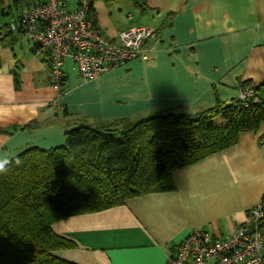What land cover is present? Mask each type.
Instances as JSON below:
<instances>
[{
  "label": "crops",
  "instance_id": "crops-1",
  "mask_svg": "<svg viewBox=\"0 0 264 264\" xmlns=\"http://www.w3.org/2000/svg\"><path fill=\"white\" fill-rule=\"evenodd\" d=\"M62 1L69 9L78 4ZM144 3L145 11L130 0H93L92 12L109 39L133 26L159 30L151 61H130L91 82L67 62L61 95L45 56L15 32L0 36V158L60 146L79 125L195 114L231 103L248 87L264 100V0ZM263 132L241 133L235 145L174 171L172 191L55 222L53 233L71 244L55 255L75 264H167L193 230L230 235L264 194Z\"/></svg>",
  "mask_w": 264,
  "mask_h": 264
},
{
  "label": "trees",
  "instance_id": "trees-1",
  "mask_svg": "<svg viewBox=\"0 0 264 264\" xmlns=\"http://www.w3.org/2000/svg\"><path fill=\"white\" fill-rule=\"evenodd\" d=\"M130 1L147 9L144 0ZM44 2L0 0V36L6 39L14 32L20 36L19 28L13 31L11 24ZM255 96L246 103H216L195 114L157 112L137 120L79 125L65 132L60 146L22 149L0 172V264H75L55 255L71 248L53 233L55 222L174 190V171L221 152L235 145L239 134H257L264 126V100ZM259 140L264 144V132ZM260 204L259 229L264 237V194Z\"/></svg>",
  "mask_w": 264,
  "mask_h": 264
},
{
  "label": "built area",
  "instance_id": "built-area-1",
  "mask_svg": "<svg viewBox=\"0 0 264 264\" xmlns=\"http://www.w3.org/2000/svg\"><path fill=\"white\" fill-rule=\"evenodd\" d=\"M92 4L93 0H78L77 7L69 9L62 0H45L11 24L13 31L19 28L37 55L45 56L50 84L59 95L66 77L65 63L73 64L82 82H91L131 60L150 62L154 44L159 42V30L144 26L126 28L113 39L105 37L95 29ZM254 94L248 87L236 100L246 103ZM262 218L259 203L248 209L245 221L228 236L193 230L174 247L167 264H264Z\"/></svg>",
  "mask_w": 264,
  "mask_h": 264
},
{
  "label": "clouds",
  "instance_id": "clouds-1",
  "mask_svg": "<svg viewBox=\"0 0 264 264\" xmlns=\"http://www.w3.org/2000/svg\"><path fill=\"white\" fill-rule=\"evenodd\" d=\"M93 15V12H92ZM94 16V15H93ZM95 18V17H94ZM97 30V28L95 27ZM33 110L35 111V107L33 106ZM9 163V161L6 158H0V172H4L6 169V165Z\"/></svg>",
  "mask_w": 264,
  "mask_h": 264
},
{
  "label": "bare ground",
  "instance_id": "bare-ground-1",
  "mask_svg": "<svg viewBox=\"0 0 264 264\" xmlns=\"http://www.w3.org/2000/svg\"><path fill=\"white\" fill-rule=\"evenodd\" d=\"M26 24L28 25V22H26ZM100 32V31H99Z\"/></svg>",
  "mask_w": 264,
  "mask_h": 264
}]
</instances>
